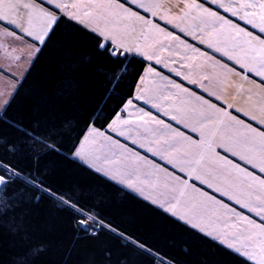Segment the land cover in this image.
<instances>
[{
  "label": "crops",
  "instance_id": "1",
  "mask_svg": "<svg viewBox=\"0 0 264 264\" xmlns=\"http://www.w3.org/2000/svg\"><path fill=\"white\" fill-rule=\"evenodd\" d=\"M14 2L20 5L35 3L37 8L49 11L54 9V5L49 4L47 0H14ZM65 2L88 4L90 0H65ZM110 2L143 18L122 23L117 42L124 40L126 44L132 46L134 50L126 55L141 59L145 67L129 99L132 100V107H128L127 100L117 113L123 119L131 121L129 125L122 126L124 135H120L119 131H113L109 127L110 121L104 130L97 129L103 133V136L89 139L85 144V139L92 131L89 127L74 150V152L78 151L80 146L84 145L85 156L74 160L250 264H256L255 260H250L234 249L228 248L227 244L221 243L216 238L218 231L223 230L222 210L218 209L215 213L209 211L205 214L202 224L205 231L201 232L180 220L178 216H172L171 213L161 209L159 205L171 201L173 196L178 195L170 190L173 186L171 179L167 180L165 186L166 173L169 177L187 183L189 197L198 200L203 193L259 224L262 220L256 212L242 207L241 204L236 203L235 198H229L238 195L231 187L233 182H236L235 177L228 176L227 173H219L222 161H231L233 165L264 179V173L259 170V155L255 157L254 162L257 166L254 167L252 163H247L229 150L239 151L229 141L230 135L235 138L234 130L228 134L217 132L216 135L208 137L212 152L206 156L204 171L193 172L187 168L181 171L167 159H162L161 156L147 150L153 137L140 127L141 122L136 119V115L142 109L149 113V117L163 121L171 129L183 133L190 140L199 142L202 139L199 129L194 132L191 127H185L183 123L172 120L171 116L177 115L178 120L182 119L184 116L178 114L177 109L184 107L191 112L193 108H199L201 103L206 101L207 105H211L221 113H228L229 117L235 118L241 124L255 128L257 132L264 131V84L261 83L264 77L257 75L256 71L259 69V53L251 51L258 50L260 47L258 41L264 40V32L260 30L264 27V20L261 19L264 13L260 8L264 0H135V2L110 0ZM141 4L144 6L141 7ZM246 4L254 7H240ZM4 11L6 10L0 9V14ZM56 11L60 12V10ZM70 11L75 10L70 9ZM82 11L83 9L81 13ZM27 13V9L19 7L11 12L7 19L0 21V69L9 71L14 66L18 69V64L19 76L21 75L18 83H14L12 91L16 90L37 56L38 49L43 45L35 39L36 32L43 26V19L33 15V36H28L25 32L28 28ZM208 13H215V16H210ZM245 13L249 15L246 17ZM64 18L103 39L98 32L93 31L97 26L96 21L85 18V23L82 24L79 18L75 20L68 16ZM8 19H15L16 24L8 23ZM249 19L252 20L251 23L248 22ZM103 26L101 21L99 27ZM237 30L243 32L238 33ZM244 33H250L255 40L249 42V38ZM137 45L140 48L139 52L135 50ZM148 55H152L153 59L149 60ZM149 69H152L151 74ZM174 85H179V88ZM142 89L143 98L138 100L136 97L141 94ZM196 98H199L201 103H198ZM153 104H159L160 107H153ZM165 112H168V115H165ZM149 127L154 128L157 125L151 124ZM205 135L207 136V132ZM105 137L108 139H104ZM142 144L144 147H141ZM134 156L142 157L145 163L135 161ZM153 167L163 170L159 180L150 175ZM97 168L101 171L97 172ZM105 173L109 174L105 175ZM115 173H122L125 180H131L136 187L129 188L127 183H121L119 178L113 180L112 174ZM206 173H211V177ZM197 175L200 176L199 179ZM225 178L227 183L224 182ZM205 179L209 180L212 187L203 182ZM218 187L220 191L216 190ZM225 192L228 194L225 195ZM153 200L157 203H152ZM207 232H212L213 235L209 236Z\"/></svg>",
  "mask_w": 264,
  "mask_h": 264
},
{
  "label": "trees",
  "instance_id": "2",
  "mask_svg": "<svg viewBox=\"0 0 264 264\" xmlns=\"http://www.w3.org/2000/svg\"><path fill=\"white\" fill-rule=\"evenodd\" d=\"M100 41L65 18L55 27L12 95L7 117L38 135L52 136L59 152L42 151L37 156L27 149L12 154L0 148V160L24 174L34 173L53 192L94 209L106 225L123 233L126 239L109 232L107 227L94 237L84 238L75 230L72 211L59 208L45 194L38 203L26 200L0 218V264H250L71 157L92 123L89 117L96 103L102 96L112 95L105 116L114 117L131 98L145 67L134 56L101 55L97 48ZM81 57H90L91 62L81 64L73 72V61ZM70 73L81 87L62 95V85ZM112 73L120 77L114 94L105 92L109 86L107 76ZM109 122L102 118L92 126L104 130ZM68 123L70 134L62 131ZM0 136L11 142L22 139L20 132L3 122ZM14 187L18 185L6 190L9 199ZM21 219L20 231L10 228L14 220ZM137 243L153 255L141 254ZM37 247L43 251L28 256Z\"/></svg>",
  "mask_w": 264,
  "mask_h": 264
},
{
  "label": "snow or ice",
  "instance_id": "3",
  "mask_svg": "<svg viewBox=\"0 0 264 264\" xmlns=\"http://www.w3.org/2000/svg\"><path fill=\"white\" fill-rule=\"evenodd\" d=\"M47 2L54 5L53 10L49 11L44 8H37L35 3H24L20 5L14 2V0H0V9L6 10L3 14H0V21L7 19L9 14L19 7L27 9L28 28L25 29V32L28 36H33L32 17L33 15L40 16L43 19V26L36 32L35 39L41 44H44L46 39L50 38V34L54 33L55 27L64 20L65 16L73 20L79 18L82 24L85 23V18H90L96 21L97 25L93 28V31L98 32L99 36L103 38L97 45L101 55H106L110 58H126V53L134 50L133 47L126 44L124 40H119V42H117V37L121 34L120 25L122 23L131 19H143L142 17H137L135 12L124 9L122 6H117L111 3L110 0H90L88 4L66 3L65 0H47ZM143 6L144 5L141 4V7ZM240 7L252 8L254 5L246 4ZM260 8L262 13H264V4H261ZM70 9L75 11H70ZM82 9L83 11L81 13ZM56 10H60V12ZM204 11L207 12V10ZM208 15L215 16V13H208ZM248 15V13H245L246 17ZM261 19L264 20V14H262ZM101 21L104 25L102 28L99 27ZM248 22L251 23L252 20L249 19ZM8 23L16 24V20L8 19ZM144 23L146 24L147 22L145 21ZM260 30L264 32V27H261ZM237 31L238 33L243 32V30ZM244 35L249 38V42L255 40V38L251 37L250 33H244ZM258 43L260 45L259 49H252L251 51L253 53L258 51L260 59L258 61L259 69L256 71L257 75L264 77V40H260ZM135 50L138 52L140 51L139 45L135 47ZM217 51H219V49H217ZM227 54L226 52L225 55ZM147 58L151 60L153 56L148 55ZM88 62H91L90 57H81L79 60L73 61L75 65L72 69L73 72L76 68L80 67L81 64ZM157 62H159V60H157ZM98 71L102 72L103 70L98 69ZM151 72L152 69H149L150 74ZM177 74L179 75V73ZM119 79L118 73L108 75L107 84L109 86L105 88V92L114 94ZM193 83H195V81H193ZM261 83L264 84V80H262ZM80 87V83L70 73L69 77L62 85L61 94H70L79 91ZM174 87L179 88V85H174ZM143 91L142 89L141 94L137 95L136 99L139 100L143 98ZM196 99L198 103H201L199 98ZM111 101L112 95H105L102 96L100 101L93 107L89 117L90 121H92L89 125L92 131L89 137L85 139V144H87L89 139L103 136L102 132L92 126L93 123L102 118L105 119L106 122L108 120L111 121L109 127H111L113 131H119L120 135H124L122 126L129 125L131 121L123 119L119 114H116L114 117L105 116L107 111L106 105ZM9 104L10 101H5L4 107L0 109V122L8 123L10 127H14L22 134V139L18 142H11L3 136H0V148L12 154L19 153L21 149H27L31 151L33 155L37 156L42 151L59 152V148L52 136H45L44 134L38 135L35 133V130H29L19 122H11L7 117V108ZM127 105L131 108L132 100H128ZM153 107L159 108L160 105L153 104ZM176 111L178 114H183L184 118L178 120L177 115H172L171 119L177 120L178 123H183L185 127H191L194 132L199 129L202 138L201 141L197 142L190 140L188 137L184 136L183 133L171 129L169 125L164 124L163 121H158L155 120L154 117H149V113L141 109L137 113L136 119L141 122L140 127H143L145 131L153 137L150 146L147 148L149 152L161 156L162 159H167L169 163H173L174 166L179 167L181 171L187 168L193 172H202L205 169L206 156L208 153L212 152V146L209 143L208 137L216 135L217 132L228 134L232 133L234 130L235 138L230 135L229 141L233 143L235 148H238L239 151L234 149L229 150L233 151V155H239L240 159L246 160L247 163H252L254 167L257 166L254 160L258 154L260 161L259 170L264 173V131L257 132L255 128H250L247 125L241 124V122L236 121L235 118L229 117L228 113H221L218 109H214L211 105H207L206 101L202 102L199 108H193L191 112L184 107ZM165 115H168V112H165ZM189 121H191V123H189ZM151 124H155L157 127H149ZM62 131L66 134H70L72 131L70 123L66 124ZM206 132L207 136L205 135ZM57 135H60V133L58 132ZM104 139L108 138L105 137ZM133 142L135 143V141ZM73 147H75V145ZM141 147H144V145L142 144ZM69 151H71V149ZM84 156V145H81L78 151L72 153L73 159L83 158ZM133 159L137 162L145 163L142 157L134 156ZM96 171L100 172L101 169L97 168ZM162 173V169L158 170L153 167L150 175L159 180ZM219 173H227L228 176L235 177L236 182H233L231 187L236 190L238 195L230 196L229 198H235L236 203L241 204L242 207L248 208L249 211L256 212V214L261 217V223L258 224L248 217L236 213L234 209L228 208L227 205H223L219 201L203 193L200 194L198 200L195 197H189L187 195V189L189 188L187 183L180 182L174 177H169L166 173L164 174L166 181L165 186H167V180L171 179L173 186L170 190L178 193V195L173 196L171 201H165L159 206L166 212L171 213L172 216H178L180 220H183L186 224H190L192 228L199 229L201 232L205 231V228L202 226L205 214L209 211L215 213L218 209L222 210L224 216L223 230L218 231L216 238L219 239L221 243L227 244L228 248L234 249L237 253H241L250 260H255L256 264H264V179L247 172L243 168H239L237 165H233L231 161H222L219 166ZM108 174L109 173H105V175ZM206 175L211 177L212 174L206 173ZM117 178L120 179L121 183H127L129 188L136 187L131 180L126 181L122 173L112 174L113 180ZM197 178L199 179L200 176L197 175ZM147 182L150 183V181ZM203 182L208 183L209 187H212L208 179L203 180ZM224 182L227 183V178H225ZM15 185H18V187L13 188L11 199H9L6 190ZM216 190L220 191L221 189L218 187ZM37 193H39V195H37ZM45 194L50 196L59 208L70 209L72 211L75 218V230L77 234L82 233L84 238L94 237L107 227L109 232H115L121 239H126L123 233L117 232L111 225H106V222L94 209H86L79 204V201H72L70 197H65L53 192L50 188L46 187L44 182L38 179L34 173L24 174L21 170L15 168L14 165L0 160V218L7 216L9 212L14 211L15 207L22 205L26 200L31 201L34 199L35 202L38 203L41 195ZM224 194L227 195L228 193L225 192ZM152 203H157V201L153 200ZM217 219L219 220L220 217L218 216ZM22 224V219L19 222L14 220L10 228L20 231ZM206 234L209 236L213 235L212 232H207ZM229 240H231V242H229ZM136 248L141 254L147 252L149 255H153L152 251L147 249L144 245L137 243ZM42 251L43 249L41 247L34 248L28 253V256L34 257L39 255ZM21 264H25V262L22 261Z\"/></svg>",
  "mask_w": 264,
  "mask_h": 264
},
{
  "label": "rangeland",
  "instance_id": "4",
  "mask_svg": "<svg viewBox=\"0 0 264 264\" xmlns=\"http://www.w3.org/2000/svg\"><path fill=\"white\" fill-rule=\"evenodd\" d=\"M15 61L18 62L17 60ZM15 67L16 66L9 71H7V69L4 71L0 69V109L4 107L5 101H10L15 92V90L12 91L15 86L14 83H18V80L21 78V75L19 76L18 64V69H15Z\"/></svg>",
  "mask_w": 264,
  "mask_h": 264
}]
</instances>
